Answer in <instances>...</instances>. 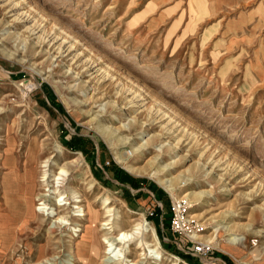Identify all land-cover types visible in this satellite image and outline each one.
<instances>
[{"label":"rangeland","instance_id":"374dc122","mask_svg":"<svg viewBox=\"0 0 264 264\" xmlns=\"http://www.w3.org/2000/svg\"><path fill=\"white\" fill-rule=\"evenodd\" d=\"M16 14L30 16L16 23ZM217 17L202 0H0V264H82L73 255L82 217L65 228L43 222L9 233L5 186L15 189L16 170L31 155L38 177L58 145L65 159H79L90 201L100 196L99 208L108 197L123 227L144 216L153 193L162 198V216L144 217L160 264H264V25L231 37ZM33 24L42 29L29 35ZM169 119L177 129L170 133ZM215 159L221 166L213 168ZM108 168L144 183L127 185L129 195ZM164 177L172 192L155 179ZM180 197L192 204L197 238L212 246L207 258L181 249L191 244L170 231L171 201ZM70 199L67 211L76 214ZM229 238L235 253L223 247ZM147 240L157 245L150 233ZM103 248L93 264H105Z\"/></svg>","mask_w":264,"mask_h":264},{"label":"bare ground","instance_id":"6f19581e","mask_svg":"<svg viewBox=\"0 0 264 264\" xmlns=\"http://www.w3.org/2000/svg\"><path fill=\"white\" fill-rule=\"evenodd\" d=\"M14 9L15 6L13 5L11 6L10 11ZM29 16V14L28 16H26V14L23 16L22 14H16L15 17L13 16V21L16 23L22 22L27 20ZM39 26L40 24H33L31 27L27 26L24 28L29 35H33V33L42 29L41 27L39 29ZM37 28L38 30H36ZM38 38L40 41L45 42L47 36H43L39 33ZM56 38H58V36ZM89 62L90 61L88 60L85 64ZM94 67L95 66H92V63H90L85 67V70L89 71ZM142 99L143 98H138L137 100ZM130 101L133 100L130 99ZM136 104L137 103H132L131 105L138 108L140 103L138 105ZM120 108L124 107L122 106ZM165 115L166 113L162 114V116ZM162 116L160 118H162ZM166 117L167 116L164 118ZM163 126H166L169 133L177 130L175 125H172L170 119L166 121V124ZM62 149L63 148L58 145L57 153H53L51 156L43 160L41 165L43 169H41L38 177L35 175L36 160L33 157L34 155H31L24 161L25 165L23 169L16 170L17 173H15L14 177L16 182L15 189L9 191L8 186H5V201L10 202V204L7 205L6 212L8 213V220L13 224V226L9 227V233L12 232V227L18 228V225H20L19 227L26 228L30 227L33 223H36L38 225L37 227H39L43 222L45 224L52 222L55 228H65L66 225L70 224L69 220L71 216H79L87 220V223L85 226V232L81 234L80 242L77 243L76 251L73 255L78 258L82 264H93L96 260L95 256L98 254V251L102 246L104 247L102 261L105 264H145L150 258L153 259L155 264H160L163 255L158 247V239L153 225L146 223L143 214H140L139 219L133 218L129 220V222H133V225H131L130 228H125L126 226L123 227L120 223V216L115 217V213L112 212V207L110 208L107 206L111 203L108 197L102 199L99 208H96L100 196L92 201L88 198L91 186L89 182L86 181L85 171L81 169L79 159L77 157L65 159L66 156ZM116 158L118 162L124 163V168L130 173L135 169L133 166L126 165L127 156L124 152H120ZM220 160L221 159H215L211 161L213 168L221 166ZM166 165L167 164H163V167ZM226 168L227 166L221 167L219 170H224L225 173L227 172ZM71 169H78L80 176L74 177ZM171 178L172 177H164L155 179L163 189L165 188L167 191L172 192ZM66 180L68 184L71 182L72 185L70 184L66 186ZM77 184L81 187L83 194H80L81 191H78ZM63 188L65 190H62ZM55 193L57 195H55ZM191 193L192 191H188L185 193V196ZM13 195L17 197L15 201ZM36 196H38V199H41L40 202H38V206H35ZM70 198L75 199L73 207L75 208L76 214L67 211L68 207L66 204L71 202ZM83 201L86 202L85 205L84 203L82 204ZM101 208L106 209L104 210L102 218H100ZM37 217L40 218L35 220ZM50 229L51 228H49L48 231H50ZM98 230L103 231L101 241L98 240L97 237ZM213 232L214 236L217 237L219 231L215 229ZM149 233L153 239L156 240L157 245H154L151 240H147V235ZM197 236H201V234H193L192 237L197 238ZM11 238L12 237L10 236L9 239ZM225 241L223 247L230 250V252L235 253L233 248L236 247L235 245H232L233 241H235L234 238L225 239ZM132 244H134V249L139 250L137 254L138 258L133 259L129 256L133 249L131 246Z\"/></svg>","mask_w":264,"mask_h":264},{"label":"built area","instance_id":"2783aa9c","mask_svg":"<svg viewBox=\"0 0 264 264\" xmlns=\"http://www.w3.org/2000/svg\"><path fill=\"white\" fill-rule=\"evenodd\" d=\"M152 195L153 198L151 199L146 213L144 214L145 218H152L159 215L162 216L164 211L162 201L158 199L154 193ZM191 205L192 204L186 197H180L179 199H173L171 201V213L169 219L170 230L174 237H182L185 242H189L191 244L190 247L188 246V250L179 245L181 249L186 252H190L196 257L207 258L212 252L211 244L203 241L202 239L192 237L193 234H195L196 222L193 218L194 216H192L195 213L191 212Z\"/></svg>","mask_w":264,"mask_h":264},{"label":"crops","instance_id":"0c3cea01","mask_svg":"<svg viewBox=\"0 0 264 264\" xmlns=\"http://www.w3.org/2000/svg\"><path fill=\"white\" fill-rule=\"evenodd\" d=\"M202 1L208 10L218 15L216 20L217 25H224L223 27H226L227 31L229 30L228 32L232 35L231 37H237L240 28L242 29L244 25L253 26V29L260 27L259 25H264V0H257L254 5L250 6L251 8L247 12L243 10H239L238 12V8H241L244 3L252 0ZM250 33L253 32L250 31Z\"/></svg>","mask_w":264,"mask_h":264},{"label":"trees","instance_id":"16d2710c","mask_svg":"<svg viewBox=\"0 0 264 264\" xmlns=\"http://www.w3.org/2000/svg\"><path fill=\"white\" fill-rule=\"evenodd\" d=\"M78 139H82V138H78ZM81 141V140H80ZM84 144V142H83ZM76 148H82V146H80V144H76L75 145ZM74 147V146H73ZM108 173L110 174L111 177L113 178H117L123 185L124 187V191H126L127 193H129V195H132L131 192L129 191V189L127 188V185L134 187V188H138L141 186L142 183H144V180L141 178H136V177H130V175H128L127 173H125L127 175V177H129V179H127V177L125 176H121V172H119V170H111L110 168H108ZM155 195L158 199L162 200V198L155 192ZM169 219H170V215H169ZM169 219H168V223H169ZM169 228H170V223H169ZM188 257V256H186ZM197 261L200 260L199 258L196 259Z\"/></svg>","mask_w":264,"mask_h":264}]
</instances>
